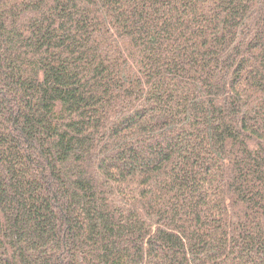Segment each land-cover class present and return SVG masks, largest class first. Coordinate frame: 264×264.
<instances>
[{
    "label": "trees",
    "instance_id": "obj_1",
    "mask_svg": "<svg viewBox=\"0 0 264 264\" xmlns=\"http://www.w3.org/2000/svg\"><path fill=\"white\" fill-rule=\"evenodd\" d=\"M0 264H264V0H0Z\"/></svg>",
    "mask_w": 264,
    "mask_h": 264
}]
</instances>
